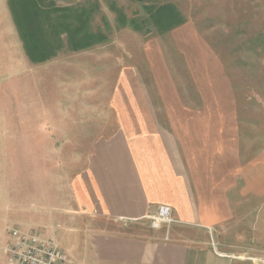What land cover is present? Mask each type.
I'll use <instances>...</instances> for the list:
<instances>
[{"label":"rangeland","instance_id":"obj_1","mask_svg":"<svg viewBox=\"0 0 264 264\" xmlns=\"http://www.w3.org/2000/svg\"><path fill=\"white\" fill-rule=\"evenodd\" d=\"M49 1L59 7L95 6L90 24L106 39L82 51L64 48L50 61L34 64L9 0H0V162L13 200L48 204L59 214L66 185L85 166L93 141L110 135L113 120L130 113L119 106H184L190 109L184 116L172 110L153 111L161 115L152 117L206 120L202 145L208 146L213 131L217 167L227 171L226 177L217 175V186L232 188L217 192L226 195L223 218L198 230L209 232L217 253L239 264H264V0ZM163 4L175 6L185 23L159 33L149 17ZM209 102L219 109H211L213 104L205 111ZM58 219L63 223L62 216ZM82 220V230H55L68 236L73 256L62 251L72 264H98L91 244L84 250L77 244L82 236L157 231L152 221L148 228ZM173 221L161 230L177 231L181 225ZM86 249L90 258L82 256Z\"/></svg>","mask_w":264,"mask_h":264},{"label":"crops","instance_id":"obj_2","mask_svg":"<svg viewBox=\"0 0 264 264\" xmlns=\"http://www.w3.org/2000/svg\"><path fill=\"white\" fill-rule=\"evenodd\" d=\"M218 106L209 102L204 110H218ZM119 107L117 110L130 113L113 120L115 128L110 135L93 141L85 166L66 185L67 196L59 214L56 209L48 210V204L26 205L17 198L13 200L9 175L3 172L0 162V264H8L5 251L11 243L10 228L34 232L71 256L67 248L71 242L65 240L68 236L55 235V230H82L85 227L80 221L87 218L148 227L151 217L164 206L171 208L173 223L181 225L177 231L161 230V225L148 234L102 232L97 238L82 236L77 244L82 250L85 246L90 249L91 244L99 256L98 264H239L234 257L213 250L209 232L201 234L198 230L212 228L217 216L223 218L226 195L218 196L217 192L232 189L228 183L217 186V175L226 177L227 171L217 167L213 131H209L208 146L202 145L201 127L206 120L152 117L161 115L153 111L172 110L184 116L190 110L184 106ZM73 213L80 216L74 217ZM60 215L63 223L58 219ZM88 249L82 256L91 257Z\"/></svg>","mask_w":264,"mask_h":264},{"label":"trees","instance_id":"obj_3","mask_svg":"<svg viewBox=\"0 0 264 264\" xmlns=\"http://www.w3.org/2000/svg\"><path fill=\"white\" fill-rule=\"evenodd\" d=\"M9 9L25 53L34 64L50 61L64 48L82 51L106 39L90 24L95 6L59 7L49 0H9ZM149 19L159 33L185 23L178 9L169 4L159 6Z\"/></svg>","mask_w":264,"mask_h":264},{"label":"built area","instance_id":"obj_4","mask_svg":"<svg viewBox=\"0 0 264 264\" xmlns=\"http://www.w3.org/2000/svg\"><path fill=\"white\" fill-rule=\"evenodd\" d=\"M152 226L159 228L172 221V210L161 207L151 217ZM11 243L6 248L8 264H72L58 246L34 233H25L16 228L8 229Z\"/></svg>","mask_w":264,"mask_h":264}]
</instances>
